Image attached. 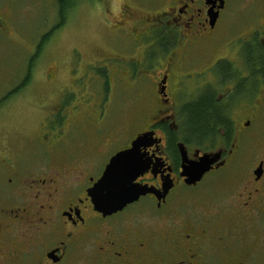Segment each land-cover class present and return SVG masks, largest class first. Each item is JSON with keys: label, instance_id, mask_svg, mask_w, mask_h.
Segmentation results:
<instances>
[{"label": "flooded vegetation", "instance_id": "af4514ba", "mask_svg": "<svg viewBox=\"0 0 264 264\" xmlns=\"http://www.w3.org/2000/svg\"><path fill=\"white\" fill-rule=\"evenodd\" d=\"M17 3L0 0V124L37 74L71 81L38 133L0 134V264H264V0H56L43 46L84 9L105 42L91 59L73 46L30 62L20 85L4 63ZM131 92L134 125L112 113ZM146 133L134 184L152 191L113 212L97 204L111 160ZM203 159L188 183L184 166Z\"/></svg>", "mask_w": 264, "mask_h": 264}, {"label": "rangeland", "instance_id": "374dc122", "mask_svg": "<svg viewBox=\"0 0 264 264\" xmlns=\"http://www.w3.org/2000/svg\"><path fill=\"white\" fill-rule=\"evenodd\" d=\"M56 0H18L14 8V17L12 24L17 26L18 39L16 40V48L14 53L8 52L4 63L11 68L13 62L17 64L14 67L18 77L15 78V85L20 83L25 78L27 65L45 64L51 59H61L64 57L66 50L69 47L77 46L84 53L85 58L91 59L97 53L98 46H102L105 42L106 35L104 27L97 25L92 16L87 10H83L76 20L75 27L68 30L63 36H58L52 40L49 45L41 46L40 39L44 34L48 33L56 21ZM51 23V24H50ZM17 34V33H16ZM3 47H9L8 42H3ZM40 47V48H39ZM41 51V55L37 53ZM55 63V62H53ZM59 81H53L49 84L44 82V78L40 75L34 77L29 88H24L17 96L19 108L16 115L12 119L2 121L0 124V134L15 136L20 142H23L26 135H35L41 129L43 114L49 107L52 109L58 98L56 92L60 89V81L63 80L69 84L71 77L62 72ZM62 77V78H61ZM0 86H5L10 83L11 78L3 75ZM73 94L75 89H70ZM130 105L126 109L122 106L115 108V120L123 117L130 119L132 125L135 124L137 116L143 112L139 99L136 93H130ZM51 105V106H50ZM15 117V118H14Z\"/></svg>", "mask_w": 264, "mask_h": 264}, {"label": "water", "instance_id": "95a60500", "mask_svg": "<svg viewBox=\"0 0 264 264\" xmlns=\"http://www.w3.org/2000/svg\"><path fill=\"white\" fill-rule=\"evenodd\" d=\"M151 135L152 133H146L138 136L132 143L130 150L116 155L111 160L103 178L96 184L92 192L98 197L96 199L97 204H102L104 208L113 212L138 199L141 195L152 191L134 184L136 178L148 168L147 163L136 164L134 162L135 155H138L136 153L149 142ZM183 157L185 158V153ZM127 159H131L129 164L126 163ZM208 168L207 159H203L201 163L195 165L186 163L184 170L185 176L188 178L187 182L198 181ZM103 192L104 195H102Z\"/></svg>", "mask_w": 264, "mask_h": 264}, {"label": "trees", "instance_id": "16d2710c", "mask_svg": "<svg viewBox=\"0 0 264 264\" xmlns=\"http://www.w3.org/2000/svg\"><path fill=\"white\" fill-rule=\"evenodd\" d=\"M44 43H45V41H43L40 45L41 46H43L44 45ZM40 48V47H39ZM40 51V50H39ZM37 54H41V51L40 52H38Z\"/></svg>", "mask_w": 264, "mask_h": 264}]
</instances>
